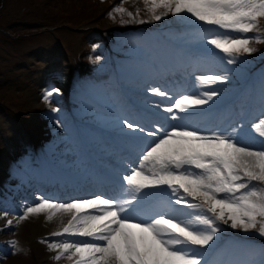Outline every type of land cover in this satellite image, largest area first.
Masks as SVG:
<instances>
[{"label": "snow or ice", "instance_id": "snow-or-ice-1", "mask_svg": "<svg viewBox=\"0 0 264 264\" xmlns=\"http://www.w3.org/2000/svg\"><path fill=\"white\" fill-rule=\"evenodd\" d=\"M127 15L120 23L169 16L187 21L199 32L201 74L190 73L191 88L146 83L144 98L113 117L118 134L137 148L132 162L122 165L118 192L95 191L67 202L41 195L16 222L40 214L58 218L60 227L50 236L60 239L42 242L55 252L53 259L71 264H256L251 256L218 258L216 241L225 227L264 237V143L253 138H264V119L250 123L244 107L229 110L226 122L211 128L193 117L217 104L233 71L227 66L244 63L257 52L254 45L264 43V0H143V8ZM261 84L264 116V77ZM60 92L53 87L43 99L51 105Z\"/></svg>", "mask_w": 264, "mask_h": 264}, {"label": "rangeland", "instance_id": "rangeland-1", "mask_svg": "<svg viewBox=\"0 0 264 264\" xmlns=\"http://www.w3.org/2000/svg\"><path fill=\"white\" fill-rule=\"evenodd\" d=\"M133 1L135 0H0L1 8L4 6L3 16H0V182L6 180L10 174L24 177L31 173L35 167L31 160L37 154L44 155L52 147V123L57 119L62 121V126L65 124L70 128V132L65 130L63 133V141L74 140L77 132L75 125L82 132H89L85 125L82 126L79 122L88 117L84 114L86 109L89 107L92 111L95 110V114L101 113L103 109L95 106L96 104L89 101L84 94L95 99L96 93L99 92L105 97L108 95V100L113 99L110 92L105 88L99 90L98 87L101 84L112 85V60L121 63L122 75L129 79L128 76H132L131 64L137 63H132L133 60L124 56L141 58L143 52H147L145 43L149 39H158V43L162 44H165L166 40L167 43L177 40L179 44H186L201 53L199 32L187 21L169 16L159 22L142 25L120 23L121 19H130L127 11L135 13L139 8ZM114 7H124L126 11L123 14L114 12ZM141 15L144 16L145 13L142 11ZM43 24H46V27ZM175 24L189 26L185 29L175 27ZM261 27L264 29V21H261ZM192 35L197 39L194 40ZM94 45L98 47L94 49ZM254 46L257 52L244 58V63L227 66L233 69L232 74H229L230 84L231 79L242 80L244 74L249 73L252 76L253 72L257 77L256 83L259 82V85L255 83L254 91L245 89V97H242V102L245 103L250 94L259 93V86H262L261 80L264 77V43ZM169 50L164 47L162 52ZM97 56L102 57L99 63L94 62ZM240 66H244V71ZM53 87L59 88L61 92L52 98L50 105L43 97L45 92ZM233 90H224L219 100L229 97ZM112 101H108L106 105L112 104L114 107ZM240 104L245 108L241 102ZM50 107H59L61 111L52 113ZM235 109L238 110L239 107ZM260 119H264V116L256 112L249 120L250 123H256ZM253 138L257 145L264 143V138L255 135ZM72 156L74 158L76 155ZM19 183L24 186L30 197L37 196L35 192L28 190V180ZM4 192L2 194L0 191V205L6 206L5 202H8L12 208L9 213L17 219L22 215L23 208L8 196V191ZM22 192L24 193V189ZM36 200L17 199L25 206L38 202ZM37 223L38 215H30L12 226L9 233L13 235L16 245H12L7 254L3 252V256L31 263L38 246L37 241L45 239L34 236ZM230 237L236 239L235 243L231 242L230 245L232 248H239L236 251L240 257L246 252L244 249H252L251 257L255 259L256 264H260L264 237L225 227L217 241ZM250 238L259 240V243L250 244ZM47 239L49 242L53 240ZM6 260L7 258H1L0 264Z\"/></svg>", "mask_w": 264, "mask_h": 264}, {"label": "bare ground", "instance_id": "bare-ground-1", "mask_svg": "<svg viewBox=\"0 0 264 264\" xmlns=\"http://www.w3.org/2000/svg\"><path fill=\"white\" fill-rule=\"evenodd\" d=\"M133 4L137 5L140 8V6H143V0H135V1H133ZM145 70H146V66L142 63H140L138 65H133L132 71H131L132 76L129 75V76H131L129 78L130 80H126V82L129 84V86L131 84H132L131 86H135V83L133 80L134 77L138 79V82H140L141 85L147 83L148 85L153 86L152 84H149L148 80H146L145 78H142L144 75V72H146ZM98 87L100 90V89H102L103 86L98 85ZM223 89L225 91H228V90L230 91V88L226 87V86L223 87ZM96 95H97L96 99L99 102H106L107 99L105 96H103L104 94L97 92ZM86 111L87 112H85L84 114L87 115L88 117L84 118L85 121H97V122H99V124H103L107 127H113V117H115V116L112 117V116H107V115L95 114L94 113L95 110L92 111V109L89 107H88V109H86ZM52 125L54 126L52 129L53 134L51 136V139L53 140L52 141L53 145L50 142L52 147L49 148L48 152H46L44 156L37 154V156H35L31 160L32 163L35 164V163H39L40 161L47 160L49 162H48V164L44 163L43 168L44 169H51V170H55V171L56 170L66 171L72 167L73 168L77 167L78 162H76V159H74L72 157L73 152L78 151L76 148L77 143L75 144L76 140H72V141H68V142L62 140L63 133L65 132V130L70 132V128L67 127L65 124H63V126L58 127L57 124H55L54 122L52 123ZM38 141L40 142V140H38ZM38 141H36L37 144H38ZM44 141L46 142V139H44ZM73 141H75V142H73ZM76 154L79 155L78 152H76ZM25 180L26 179L24 177H21L18 174H10L6 180L0 182V191H2V194L5 193L4 191H8L9 195L11 197L13 196L12 199L23 200L25 195L22 192V190L23 189L25 190V188L19 182L23 183V182H25ZM8 183H10V184H8ZM31 187L34 191L40 192L38 187H36L35 185H33ZM36 198H37V196H35V199ZM17 203H18L17 205L21 206L24 209L25 205L23 202L17 201ZM4 211H8L7 216L3 215ZM10 219L13 220L12 226L17 224L16 216H14L13 214H10L9 209L7 207L0 205V248L2 247L1 248L2 251H0V259L1 258H7V260L1 264H71V262L68 261L66 258H62L60 261L53 259L55 252L49 250L47 245H43L44 243L42 241H37L38 246L36 248V251L34 253V257L31 261V263H24L22 261L14 259L13 257L3 256L4 255L3 252L7 254L10 251V247L12 246V244L10 242L14 240L13 235L11 233H9V229L12 226H6L7 221ZM67 219H68V217H64L65 222L67 221ZM59 227H60V222H59L58 218H54L52 221H48L44 214H40V215H38V223L35 226L34 236L48 237L51 240L52 239H59V238H54V237L50 236V233L57 231L59 229Z\"/></svg>", "mask_w": 264, "mask_h": 264}, {"label": "trees", "instance_id": "trees-1", "mask_svg": "<svg viewBox=\"0 0 264 264\" xmlns=\"http://www.w3.org/2000/svg\"><path fill=\"white\" fill-rule=\"evenodd\" d=\"M4 6L1 8L0 16H3Z\"/></svg>", "mask_w": 264, "mask_h": 264}]
</instances>
